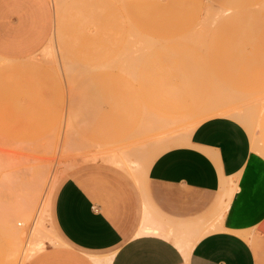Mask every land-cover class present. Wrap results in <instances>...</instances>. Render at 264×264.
I'll return each mask as SVG.
<instances>
[{
    "label": "rangeland",
    "instance_id": "1",
    "mask_svg": "<svg viewBox=\"0 0 264 264\" xmlns=\"http://www.w3.org/2000/svg\"><path fill=\"white\" fill-rule=\"evenodd\" d=\"M90 1L87 23L81 0H50L45 47L0 57V264H24L39 234L58 237L49 206L68 173L111 160L140 183L147 159L188 140L199 115H160L151 87L188 83L187 102L235 109L264 156V0Z\"/></svg>",
    "mask_w": 264,
    "mask_h": 264
},
{
    "label": "crops",
    "instance_id": "2",
    "mask_svg": "<svg viewBox=\"0 0 264 264\" xmlns=\"http://www.w3.org/2000/svg\"><path fill=\"white\" fill-rule=\"evenodd\" d=\"M81 1L89 23L94 6ZM104 8L108 23L112 12ZM52 27L50 0H0V57L34 54ZM85 38L84 58L96 59V37ZM164 85L175 86L150 89L164 97L155 105L160 115L201 118L188 140L171 141L167 146L182 144L147 159L140 183L103 163L68 173L49 206L58 237L44 232L47 245L24 264H264V156L252 148L247 128L227 115L230 107L187 102L188 83Z\"/></svg>",
    "mask_w": 264,
    "mask_h": 264
},
{
    "label": "bare ground",
    "instance_id": "3",
    "mask_svg": "<svg viewBox=\"0 0 264 264\" xmlns=\"http://www.w3.org/2000/svg\"><path fill=\"white\" fill-rule=\"evenodd\" d=\"M228 114L227 115H229V116H231V117H234V116H237V111L235 110V109H231V110H229L228 112H227ZM263 118H264V112H263ZM109 161H107V163H108ZM110 162H112L111 164H116L117 165V167L118 166H120V164L119 163H116V162H114V161H111L110 160ZM121 167V166H120ZM119 167V168H120ZM132 171V170H131ZM130 172V171H129ZM131 173V172H130ZM131 175L133 176V173H131ZM136 178L137 177H135V180H136ZM232 181V180H231ZM135 183V182H134ZM145 230L146 231H148V230H151V231H155L156 229L155 228H153V227H149V226H147V227H145ZM37 237H39V240H38V238H34L33 239V241H31V243H30V248H29V250H30V252H29V255L27 256V258H30L34 253H36L37 251H39V250H41V249H43L44 247H45V244H46V238L48 237L47 235H40L39 234V236H37ZM47 245V244H46ZM110 259L111 258H107V260H106V262L107 263H109L110 262Z\"/></svg>",
    "mask_w": 264,
    "mask_h": 264
}]
</instances>
